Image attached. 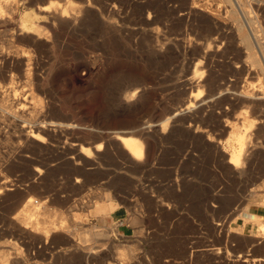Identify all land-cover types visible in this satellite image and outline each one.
I'll use <instances>...</instances> for the list:
<instances>
[{"label": "rangeland", "instance_id": "1", "mask_svg": "<svg viewBox=\"0 0 264 264\" xmlns=\"http://www.w3.org/2000/svg\"><path fill=\"white\" fill-rule=\"evenodd\" d=\"M0 1V87L15 90L9 92L10 111L0 109V262L264 264V240L253 236L256 227L242 217L251 211L264 219V191L253 192L264 183V106L248 112L256 116V129L238 134L244 136L245 151L254 149L240 176L228 164L229 155L240 148L233 131L219 138L223 159L216 160L210 149L218 135L208 125L221 121L220 109L227 105L185 111L200 91L186 86L185 77L196 81L206 65L216 83L231 79L238 88L264 81L263 70L246 59L236 33L240 24L250 37L248 27L253 30L252 50L259 53L258 48L264 56V10L256 0L250 6L235 0L238 7L234 0ZM62 9L76 14L80 23L67 30L65 19L53 18ZM211 14L220 17L217 25ZM22 19L36 22L33 34L19 30ZM202 47L209 49L207 55ZM249 66L256 77H246ZM137 87V102L121 99ZM245 111L237 105L228 117ZM34 122L45 130L33 127ZM144 122L150 129L134 133ZM51 123L65 127L50 130ZM38 132L41 142L25 141V135ZM127 135L142 141L139 165L114 140ZM28 200L42 204L33 222L53 215L61 229L53 226L56 232L44 239L37 225L39 233L26 235L16 220L31 212ZM102 204L111 205L109 214L95 213L94 207ZM109 240H128L131 250L119 256L114 245H122Z\"/></svg>", "mask_w": 264, "mask_h": 264}, {"label": "bare ground", "instance_id": "2", "mask_svg": "<svg viewBox=\"0 0 264 264\" xmlns=\"http://www.w3.org/2000/svg\"><path fill=\"white\" fill-rule=\"evenodd\" d=\"M89 2L91 1V0H88ZM85 2V1H84ZM234 2H235V4H236V6L238 7V4H237V1H235L234 0ZM244 2H245V4H246V6L248 5V6H250L252 3L250 2V0H244ZM257 3H258V5L261 7V8H263V10H264V7H262L261 6V4L258 2V1H256ZM91 3H94L93 2V0L91 1ZM193 3V2H192ZM4 5H5V3H3ZM96 4V3H95ZM1 6H2V1H0V8H1ZM245 6V5H244ZM86 7H88L89 8V6H86ZM198 7V6H197ZM260 7H257L256 6V10H257V12L258 11H260L261 12V8ZM6 8V7H5ZM46 8H48V7H46ZM50 8H52V7H50ZM191 8H194V6L193 7H191ZM11 9V8H10ZM57 9V8H56ZM198 9H200V8H198ZM206 8H204V10H205ZM240 9H241V7H240ZM2 11L4 10V12H6L5 11V9H1ZM51 10V9H50ZM49 10V11H50ZM84 10H85V8H84ZM201 10V9H200ZM203 10V9H202ZM208 11H209V9H207ZM262 10V11H263ZM41 11V10H40ZM44 11H47V9H45ZM76 11V10H75ZM74 11V12H75ZM87 11V10H86ZM198 11V10H197ZM235 11V10H234ZM8 12H9V10H8ZM74 12H72V13H74ZM82 12H84V11H82ZM168 12V11H167ZM242 12V11H241ZM7 13V12H6ZM194 13V12H193ZM201 13V12H200ZM203 13V12H202ZM211 13V12H210ZM209 13V14H210ZM243 13V12H242ZM247 13V12H246ZM216 14V13H215ZM51 15H52V13H51ZM186 15V14H185ZM204 15V14H203ZM212 15V14H211ZM219 15V14H218ZM232 15V14H231ZM236 15V14H235ZM241 15V14H240ZM208 16V15H207ZM239 16V15H238ZM245 16V15H244ZM231 17V16H230ZM233 17V16H232ZM235 17V16H234ZM233 17V18H234ZM1 18V17H0ZM27 18V17H26ZM53 18L54 19H56V20H58V22H59V20L61 21V20H63V19H65L66 21H65V23L67 24V30L70 28V27H72V26H74L75 24H79L78 23V16H76V14H68V11L66 10V9H62V10H56V11H54L53 12ZM208 18V17H207ZM220 18V17H219ZM218 17H215V15H212V17H211V21H212V23H214V25H217L218 24V19H219ZM246 18V17H245ZM2 19H4V18H2ZM243 19H244V17H243ZM5 20V19H4ZM56 20H54V21H56ZM150 20V19H149ZM246 20V19H245ZM244 20V21H245ZM252 19H250V21H251ZM1 21V20H0ZM53 21V22H54ZM2 22H4V21H2ZM237 22V21H236ZM238 22H239V19H238ZM246 22V21H245ZM5 23V22H4ZM63 23V22H62ZM221 23V22H220ZM249 23H251V22H249ZM235 24V23H234ZM246 25L248 26V23H246ZM245 25V26H246ZM36 27H37V24H36V22H34V21H30V20H24V19H22V20H20V22H19V30L24 34V33H26V34H33L35 31H36ZM214 27V26H213ZM232 29H234V28H232ZM256 29V28H255ZM248 31L250 32V34L252 35V37H253V30H251L249 27H248ZM234 32V31H233ZM152 33V32H151ZM236 33H237V35L240 37V39H241V41L243 42V44L242 45H245V49H246V51H247V58L246 59H249L253 64H254V66H257V67H259V68H261L262 70H263V76H264V56L262 55L261 56V53H260V51H259V49L257 48V51L259 52V53H254V51L252 50V41H251V38L252 37H250L249 36V34L247 33V31L245 30V28L243 29V27H242V25L240 24V26H238V29H236ZM27 35V36H28ZM3 36V35H2ZM219 36H220V34H219ZM255 36V35H254ZM237 38V37H236ZM205 39V38H204ZM255 39V38H254ZM253 38H252V40H254ZM257 39V38H256ZM211 40V39H210ZM214 40H215V38H214ZM217 40V39H216ZM259 40V39H258ZM257 40V41H258ZM211 42H213V41H211ZM211 42H210V44H211ZM255 42V41H254ZM216 43V42H215ZM217 43H218V40H217ZM237 43V42H236ZM257 43V42H256ZM214 45H217V44H214ZM256 45V44H255ZM165 46V45H164ZM210 46V45H209ZM209 46L207 45V48H209ZM221 46V45H220ZM256 46H258V45H256ZM187 47V46H186ZM212 46H210V48H211ZM214 47V46H213ZM104 48V47H103ZM190 48H191V46H190ZM203 49H204V51L202 50L201 52H203V53H205L206 55H207V53L206 52H208L209 51V49L207 50L206 48H204V47H202ZM201 48V49H202ZM160 49H163V48H160ZM169 49V48H168ZM214 49V48H213ZM207 50V51H206ZM160 51V50H159ZM206 51V52H205ZM200 51H199V53H201ZM216 52V51H215ZM241 52H242V50H241ZM199 53H197V54H199ZM203 53H201L200 55H202ZM264 53V52H263ZM162 54V53H161ZM197 56H199V55H197ZM16 57V56H15ZM203 57V56H202ZM211 57V56H210ZM209 57V58H210ZM243 57V56H242ZM11 58V57H10ZM12 58H13V56H12ZM205 58H207V57H205ZM211 58H213V57H211ZM9 59V58H8ZM195 59V58H194ZM208 59V58H207ZM6 60V59H5ZM12 60H14V59H12ZM11 60V61H12ZM201 60V59H200ZM204 60H206V59H204ZM198 61V60H197ZM5 62V61H4ZM165 62V61H164ZM209 62V61H208ZM210 62H211V59H210ZM245 62V61H244ZM202 63V62H201ZM207 63V62H206ZM240 63V62H239ZM246 63H249V62H246ZM195 64V63H194ZM211 64V63H210ZM253 64H251V66H253ZM196 65H197V63H196ZM202 65V64H201ZM242 65V64H241ZM251 66H249V67H246V68H244V72H245V75H246V77L249 79V78H251V77H256L257 76V73L253 70V68L251 67ZM195 65H194V70H196L195 69ZM209 67H210V65H208V67H207V65L203 68V72L199 75V77H198V79L195 81V79H193V78H189L188 76L187 77H185V78H188L187 80L185 79V84H186V86L187 85H189L192 89L194 88H196V89H200V91L198 90V93H197V95L195 96V98L192 96V100H193V102L191 103H188V105H186V107H185V111L186 110H190V109H192V108H196V109H198V110H200V109H202L203 107H207V106H209V108L211 107V109H213V107H218L217 105H219V102L220 103H222V106H223V103H225L226 105H227V107L226 108H224V109H220V112H219V118H221V121H220V119H219V121L218 122H216L217 124H215V126H213V125H208V126H210V131L212 132V133H215V132H217V135H218V139H217V143H216V145L215 144H213L211 147H210V149L212 150V152H213V156H214V158L216 159V160H221V159H223V152H221V150H220V148H219V146H220V139L219 138H221L222 136H223V134H225L226 132H228L227 130H230L231 132H232V134L234 133L235 135L233 136V139L236 141V140H238V141H240V148H239V150L238 151H233L232 152V154L231 155H229V154H227V155H229V159H228V164L232 167V169L234 170L233 171V173L235 172L236 174L235 175H245L246 174V172L244 171V164L246 163H248L249 161H251L250 159V157H252V154H254V149H252L251 147H253V146H255V145H253V146H250V148L252 149H250V151L248 152L247 150H249V148L247 147V150L245 151V148H246V142H244L243 141V138H244V136H243V138H241L240 136H238V134L240 135V133H242V132H244L245 134H246V131H254L253 129H256L255 128V123H254V118L256 117H254V118H252L251 116H249V114L250 113H248V112H250L252 109H254L255 107H258V106H264V81L263 82H261L260 83V85H252V83L251 84H249V82H248V84L246 83V82H244V83H246L244 86L243 85H241V87H238L237 88V84L233 81V80H222L221 82H219V83H216V82H214L213 80H212V78L210 77V69H209ZM236 67V66H235ZM95 68V67H94ZM185 68V67H184ZM200 68V67H199ZM198 68V69H199ZM255 68V67H254ZM197 69V70H198ZM94 70V69H93ZM212 70V69H211ZM240 70V69H239ZM216 72V71H215ZM10 73V72H9ZM95 73H97V75H98V73H100V71H99V69L98 68H96L95 69ZM236 73V72H235ZM260 74V73H259ZM14 75V74H13ZM13 75L11 74V82L10 83H14V81H13ZM194 75V74H193ZM213 75V74H212ZM261 75V74H260ZM232 76V75H231ZM233 76L235 77V76H237V75H234L233 74ZM16 77V76H15ZM246 77H245V79H246ZM184 78V77H183ZM236 78V77H235ZM244 79V78H243ZM254 80H256L255 78H253ZM241 81V80H240ZM251 81H252V79H251ZM35 82V81H34ZM256 82H257V80H256ZM9 83V82H8ZM183 83H184V80H183ZM244 83H242V84H244ZM34 84V83H33ZM183 85V84H182ZM38 85H36V87H37ZM133 86V85H132ZM35 87V88H36ZM189 87V88H190ZM3 87H0V106H1V111L3 110V109H8L9 110V107H11V106H9L8 105V98H9V92H11V91H13L14 90V88L12 87V86H10V87H5L4 88V90H1ZM34 88V87H33ZM132 88H134V87H132ZM169 89V88H168ZM193 89V90H194ZM195 89V90H196ZM40 90V89H39ZM203 90H205V93H203L202 94V92H203ZM15 91V90H14ZM14 91H13V93H14ZM36 91H38V89L36 88ZM33 92V91H32ZM42 92V91H41ZM139 92H141V89H140V87H137V88H135V90L134 91H132L131 93H126L125 95L123 94V95H121V99H123V101H125V102H129V101H134V100H136V98H137V96H138V94H139ZM197 92V91H196ZM37 93V92H36ZM124 93V92H123ZM196 94V93H195ZM32 95H33V93H32ZM122 96H123V98H122ZM40 97V96H39ZM24 98V97H23ZM34 100H35V106H34V108H36L37 106H38V102L39 101H37V98H36V96L35 95H33V97H32ZM120 98V97H119ZM155 98H156V96H155ZM32 99V100H33ZM139 99V98H138ZM160 99V98H159ZM10 100V99H9ZM14 100H17V99H14ZM181 100V99H180ZM18 101V100H17ZM183 101V100H182ZM189 101V100H188ZM191 101V100H190ZM41 102V101H40ZM136 102H137V100H136ZM11 103V102H10ZM41 104V103H40ZM125 104V103H124ZM132 104H134V102L132 103ZM152 104V103H151ZM182 104V103H181ZM185 104H186V102H185ZM184 104V105H185ZM11 105V104H10ZM37 105V106H36ZM46 105V104H45ZM48 105V104H47ZM174 105V104H173ZM241 106V107H243V109L244 110H247V111H245L244 113H242V114H235V115H233V117H231V118H229L228 117V114H229V112L231 111V110H233L236 106ZM182 106V105H181ZM43 107V106H42ZM46 107V106H45ZM215 107V108H216ZM41 108V107H40ZM39 108V109H40ZM181 108V107H180ZM214 108V109H215ZM263 108V107H262ZM261 108V109H262ZM11 109V108H10ZM37 109V108H36ZM35 109V110H36ZM43 109V108H42ZM206 109V108H205ZM217 109V108H216ZM259 109V108H258ZM33 110V109H32ZM31 109H30V112L32 111ZM41 110V109H40ZM178 110V109H177ZM204 110V109H203ZM10 111V110H9ZM8 111V112H9ZM27 111V110H26ZM38 111V110H37ZM43 111V110H42ZM147 111V110H146ZM185 111H183V112H180V114L181 113H184ZM196 111V110H195ZM257 111V110H256ZM260 111V110H259ZM258 111V113H260ZM29 112V111H28ZM35 112V111H34ZM33 112V113H34ZM46 112V111H45ZM247 112V113H246ZM255 112V111H254ZM253 112V113H254ZM15 113V112H14ZM173 113V112H172ZM179 113V112H178ZM187 113V112H186ZM193 113V112H192ZM6 114H7V111H6ZM36 114H38V112L36 113ZM42 114H43V112H42ZM174 114H176V113H174ZM185 114V113H184ZM196 114V113H195ZM204 114V113H203ZM209 114V113H208ZM212 114V113H211ZM261 114H263V112L261 113ZM2 115V114H1ZM25 115V114H24ZM32 115V114H31ZM35 115V114H34ZM41 115V114H40ZM49 115V114H48ZM189 115V114H188ZM192 115V114H191ZM200 115V114H199ZM231 115V114H230ZM16 116V115H15ZM133 116V115H132ZM139 116H140V114H139ZM142 116V115H141ZM182 116V115H181ZM218 116V115H217ZM27 117V116H26ZM37 117V116H36ZM135 117V116H134ZM177 117V116H176ZM191 117V116H190ZM21 118V117H20ZM33 118V117H32ZM178 118V117H177ZM207 118V117H206ZM210 118H212V116H210ZM263 118H264V116H263ZM41 119V118H40ZM44 119V118H43ZM46 119V118H45ZM162 119V118H161ZM185 119H187V118H185ZM198 119V118H197ZM204 119V118H203ZM202 119V120H203ZM213 119H215L214 117H213ZM27 120H29V118L27 119ZM174 120V119H173ZM195 119H193L192 120V122L194 121ZM199 120V119H198ZM216 120H217V118H216ZM257 120V119H256ZM144 121H146V120H144ZM196 121V120H195ZM213 121V120H212ZM263 121V120H262ZM28 122V121H27ZM43 122H44V120H43ZM173 122V121H172ZM200 122V121H199ZM256 122V121H255ZM260 122H261V120H260ZM35 123V122H34ZM37 123V122H36ZM36 123L35 124H33V127H36L39 131H40V129L41 130H45V126L44 125H39V124H37L36 125ZM166 123V122H165ZM213 123V122H212ZM46 124V123H45ZM168 124V123H167ZM188 124V123H187ZM193 124V123H192ZM262 124H263V122H262ZM64 125V124H63ZM260 125H261V123H260ZM29 126V125H28ZM46 126H48V125H46ZM51 127H55L56 129L57 128H62L63 126L61 125V124H54V123H51V125H50V130H51ZM65 127V126H64ZM63 127V128H64ZM67 127V126H66ZM69 127V126H68ZM149 127H151V125L150 124H148L147 122H144L143 123V125H142V127H139V128H135V129H133L134 131V133H138V131H140V132H145V131H147L148 130V128ZM256 127H257V125H256ZM208 128V127H207ZM259 128V127H258ZM33 129V128H32ZM58 129V130H59ZM150 129V128H149ZM197 129V128H196ZM199 129V128H198ZM263 129V128H262ZM50 130H48L49 132H50ZM53 130V129H52ZM58 130H56V131H58ZM64 129H62L61 130V132L63 131ZM66 130V129H65ZM258 130H260V129H258ZM258 130H257V133H258ZM48 131H47V133H48ZM56 131H54L55 133H56ZM155 131V130H154ZM196 131V130H195ZM229 131V132H230ZM256 131V130H255ZM22 132V131H21ZM34 132V131H33ZM41 132V131H40ZM40 132H38L37 134L35 133H32V134H27V135H25V141L26 142H29V143H31V141H38V142H41L38 138H39V133ZM61 132H59L60 134H61ZM202 132V131H201ZM260 132V131H259ZM124 133V132H123ZM122 133V134H123ZM154 133V132H153ZM203 133V132H202ZM256 132H255V134L256 135H258ZM263 133V132H262ZM43 134V133H42ZM118 134V133H117ZM128 134V133H127ZM195 134H197V133H195ZM201 134V133H200ZM228 134V133H227ZM226 134V135H227ZM252 134H254V132H252ZM15 135H17V134H15ZM49 135V134H48ZM57 135V134H56ZM67 135V134H66ZM74 135V134H73ZM98 135V134H97ZM129 135V134H128ZM127 135V136H128ZM146 135V134H145ZM153 135V134H152ZM152 135H150V136H152ZM203 135V134H202ZM225 135V136H226ZM260 135V134H259ZM263 135V134H262ZM22 136V135H21ZM53 136V135H52ZM62 136V135H61ZM65 136V135H64ZM107 136V135H106ZM125 136V135H124ZM247 136V135H246ZM249 136H250V134H249ZM252 136V135H251ZM264 136V135H263ZM262 136V137H263ZM40 137H41V135H40ZM47 137V136H46ZM56 137V136H55ZM110 137V136H109ZM114 137V136H113ZM132 137H133V134H132ZM132 137H122V136H117V138L115 137V139L114 140H116L117 142H118V144H119V147H118V149L120 148L121 150L120 151H122L125 155H126V157H127V159H129V161L131 162V163H133V164H138L139 165V162H142L141 160H142V156H143V145L141 144L142 143V141L140 142V141H138V140H136L135 138H132ZM152 137H154V136H152ZM157 137H158V135H157ZM253 137V136H252ZM255 137H257V136H255ZM261 137V136H260ZM100 138V137H99ZM111 138V137H110ZM138 138V137H137ZM156 138V137H155ZM250 138V137H249ZM52 139V138H51ZM112 139V138H111ZM195 139V138H194ZM199 139V138H198ZM225 139V137L223 138V140ZM247 139H248V137H247ZM256 138H254V140H255ZM263 139V138H262ZM261 139V140H262ZM67 140V139H66ZM105 140V139H104ZM110 140V139H109ZM251 140H253V139H251ZM231 141H232V139H231ZM115 142V141H114ZM210 142L212 143V140L210 139ZM237 142V141H236ZM235 142V143H236ZM248 142V141H247ZM253 142H255L256 143V141H253ZM264 142V141H263ZM43 143V142H42ZM109 143H111V142H109ZM108 143V144H109ZM116 143V142H115ZM258 144V143H257ZM69 145V144H68ZM72 145H74V144H72ZM217 145H219V146H217ZM238 145V144H237ZM32 146V145H31ZM99 146L100 145H98L97 146V148H96V151H99L100 150V148H99ZM73 147V146H72ZM235 148V147H234ZM237 148V147H236ZM33 149V148H32ZM209 149V148H208ZM222 149V148H221ZM232 150V149H231ZM19 152V151H18ZM244 152L246 153V152H248V155L247 154H244ZM256 153H257V151H256ZM28 154V153H27ZM78 154H79V152H78ZM84 154V156L86 157V158H89V154H88V152L87 153H83ZM211 154V153H210ZM261 154V153H260ZM124 155V156H125ZM256 155H258V154H256ZM262 155V154H261ZM78 157V156H77ZM91 157V156H90ZM224 158H225V156H224ZM258 158V157H257ZM11 159V158H10ZM70 159H72V158H70ZM79 159H80V156H79ZM253 159V158H252ZM77 160V159H76ZM90 160V159H89ZM259 160V159H258ZM81 161V160H80ZM77 162V161H76ZM85 163V162H84ZM129 166H131V165H129ZM263 166V165H262ZM131 169L133 168V167H130ZM137 168V167H136ZM249 169V168H248ZM256 170V169H255ZM37 171H39V170H37ZM259 171V170H258ZM7 172V171H6ZM264 172V171H263ZM39 173V172H38ZM254 173V172H253ZM260 173V172H259ZM0 176H2V175H0ZM232 176H233V174H232ZM262 176V175H261ZM5 177V176H4ZM5 178H7V177H5ZM5 178H3V179H5ZM2 180L0 179V182H1ZM3 182H4V180L1 182L2 184H3ZM8 182H10V181H7V179L5 180V183L6 184H8ZM76 182H78V181H76ZM185 182V181H184ZM256 182V181H255ZM12 183V182H11ZM5 184V185H6ZM4 185V186H5ZM10 185V184H9ZM9 185H8V187H7V185L5 186V188H7V190L8 191H10V190H12L13 191V189H11V187L9 188ZM169 186V185H168ZM0 187H1V185H0ZM7 190H4V191H7ZM252 190V189H251ZM256 191H264V183H262V184H260V186H258V187H256L254 190H253V192H256ZM1 193H2V191H1ZM264 194V193H263ZM242 202V201H241ZM27 206L29 207V210L31 211H29L30 213H29V215H27V214H25V213H21V214H19L20 216L18 217V220H16V222L19 224H22V228H24V230H26V235L28 234H30V232H31V236L33 235L32 233L34 232H36V233H39L38 231H37V229H38V227H37V225H39V226H41V229H40V232H41V234H43V236H44V239H46L48 236H49V233H52V232H56V230L54 229V227L53 226H56V225H58L57 226V229H58V227L60 228L61 227V225H59V223H60V220H59V223H54V221H53V219L51 220V218H52V216L53 215H51V216H49V215H43V217L39 220V221H37V222H33V219L31 218L32 216H33V214L35 213V212H37V210L39 209V207L40 206H42V204H37V205H33V202L32 201H30V200H28L27 201ZM249 209H251L250 208V204H249ZM34 210V211H33ZM33 212V213H32ZM244 213H245V211H243ZM257 215L258 214H255V213H252L251 211H249V214L247 213L246 215H244V216H242L243 217V221L244 222H252L253 224H254V226L256 227V231H255V233H254V237L257 239V238H260V239H262V240H264V219L263 220H259V219H257ZM54 217V216H53ZM14 219H16V218H14ZM133 220V219H132ZM133 224H134V220L133 221H131ZM136 224V223H135ZM27 225H31L32 227L30 228L29 226H27ZM15 226H17V225H15ZM20 227V226H19ZM30 228V230H28ZM19 229V228H18ZM17 229V230H18ZM54 229V230H53ZM61 229V228H60ZM28 231V232H27ZM139 231V230H138ZM58 232V231H57ZM241 232V231H240ZM240 232H239V234H240ZM243 238V237H242ZM251 240V239H250ZM262 242V241H261ZM258 243V242H257ZM114 248H115V246H114ZM117 249V248H116ZM121 249H123L122 247H121ZM132 251H134V249L132 250ZM216 252V251H215ZM131 253V252H130ZM125 254V253H124ZM215 254V253H214ZM125 256V255H124ZM88 257V256H87ZM123 257V256H122ZM86 259V258H85ZM8 262V261H7ZM6 264H9V263H6Z\"/></svg>", "mask_w": 264, "mask_h": 264}, {"label": "crops", "instance_id": "3", "mask_svg": "<svg viewBox=\"0 0 264 264\" xmlns=\"http://www.w3.org/2000/svg\"><path fill=\"white\" fill-rule=\"evenodd\" d=\"M95 208V213L96 214H109L110 213V211H111V209H112V207H111V205L109 206V205H98V206H96V207H94ZM128 231H129V228H124V229H121V233H122V235L123 236H126V235H128ZM109 241H114V243H117L118 245H122V246H115V248L114 249H116V252L118 253V255L119 256H123V257H126V255H127V252L129 251V250H131V248L130 247H126L127 245H128V240H109ZM121 247L123 248V249H121ZM131 252V251H130ZM125 253V254H124ZM90 254H93V253H90ZM122 254V255H121ZM125 255V256H124ZM87 259H89L90 257L88 256V257H86ZM8 263L7 262V259L5 260V259H2L1 260V262H0V264H4V263ZM10 264V263H9Z\"/></svg>", "mask_w": 264, "mask_h": 264}, {"label": "built area", "instance_id": "4", "mask_svg": "<svg viewBox=\"0 0 264 264\" xmlns=\"http://www.w3.org/2000/svg\"><path fill=\"white\" fill-rule=\"evenodd\" d=\"M256 1H258L261 4V6L264 7V0H256Z\"/></svg>", "mask_w": 264, "mask_h": 264}]
</instances>
